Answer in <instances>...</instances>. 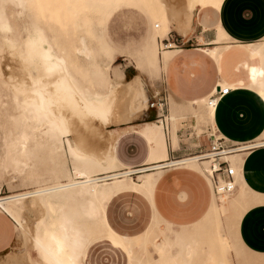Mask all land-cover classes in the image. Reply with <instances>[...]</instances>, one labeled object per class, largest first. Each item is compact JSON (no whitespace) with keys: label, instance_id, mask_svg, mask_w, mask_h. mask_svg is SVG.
I'll list each match as a JSON object with an SVG mask.
<instances>
[{"label":"bare ground","instance_id":"obj_1","mask_svg":"<svg viewBox=\"0 0 264 264\" xmlns=\"http://www.w3.org/2000/svg\"><path fill=\"white\" fill-rule=\"evenodd\" d=\"M222 1L158 0L159 7L152 10V16H157L159 20L154 27L161 26L159 31L162 33L171 24L177 32L189 35L195 29L194 18L199 16L201 30L212 27L217 32V41L228 40L216 16ZM25 3V0H0V61L4 65V68H0V76L8 81L12 76L7 79V75L12 68L15 69L12 70L13 102L19 113L6 162L0 166V173L7 172L9 179H18L20 184L31 183L32 188L24 191L18 189L10 195L0 196V210L11 216L23 237L24 250L21 254L11 255L15 264H84L87 248L99 239H111L121 244L126 251L128 264H191L192 241L213 228V218L219 217L215 193L212 194L209 208L212 219L209 217V221L205 222L204 218L192 225H175L174 230L172 224L155 210L152 190L161 174L160 168L182 166L188 162L208 163L209 160L199 159L204 154L197 155V151L179 160H156L167 155L160 119L129 126L130 130L147 141L149 155L140 167L127 168L122 165L114 154V144L118 135L126 131L121 123L129 121L146 108L142 81L137 78L122 91L123 85L109 75L116 50L107 44L105 50L109 63L104 70L93 69L92 78L97 84L88 83L84 74L77 73L75 65L55 42L47 27L34 20L33 12L26 8ZM208 18L213 21L206 22ZM19 22L24 23L21 28ZM197 40L203 41L201 34ZM257 44L239 45L241 55L231 58L225 54L230 46L226 43L200 48L214 62L218 71V79L212 90L218 86L246 84L242 79L231 77L234 76L232 72L226 74L228 71L224 72L221 67L263 55L264 49L254 47ZM156 52L153 44H148L142 60L145 66L158 74L162 65L170 59L172 51L166 49L160 58ZM76 53L84 60L92 58L91 47L84 35L78 37ZM244 87L256 88L253 91H258L264 103V74L255 72L250 77V83ZM207 97L195 102L198 109L195 111L196 122L205 120L214 129L213 108L207 103ZM191 104L193 106L188 102L187 106L192 109ZM169 117L174 120V114ZM72 118H77L81 124L92 129L96 127L93 124L105 127L104 147L90 150L85 145L77 144L74 140L78 141L76 136L79 133L74 135L76 128L72 125ZM112 125L118 127L114 129ZM259 144L264 142H240L239 148L223 156L236 168L235 185L231 193L225 194L223 215H228L240 204L251 206L264 203V193L250 189L238 174V164L247 151L239 149ZM38 151L44 152L53 163L38 165L37 160L41 159ZM67 158L69 165H66ZM132 174L138 175L134 178ZM60 177H65L66 182L59 180ZM50 179H54V182L47 185L46 181ZM131 191L145 199L149 210L141 227L124 229L111 221L108 207L113 197ZM230 195L233 197H228ZM257 206L261 207L260 204ZM27 211L32 212L30 219L26 216L29 221L23 215ZM216 231L219 236L226 234L218 227ZM174 243L177 247L175 251L172 249Z\"/></svg>","mask_w":264,"mask_h":264},{"label":"rangeland","instance_id":"obj_2","mask_svg":"<svg viewBox=\"0 0 264 264\" xmlns=\"http://www.w3.org/2000/svg\"><path fill=\"white\" fill-rule=\"evenodd\" d=\"M25 2L26 8L31 13L33 12L32 17L34 18L35 16L34 20L47 27L54 36L55 42L60 48L64 49L70 62L75 65L74 67L77 73L81 75L84 74L83 77L87 79L88 83L97 84L96 80L92 78V71L93 69H106L109 63V56H106L105 48L107 44L113 46V43H117V48L113 46L116 53L115 59L112 61V68L109 71L110 77L123 85L121 86L122 91L126 85L132 84L135 79L137 80L138 78L141 80L142 78L144 88L148 95L147 103L148 100L157 96V92H161L165 95L166 99L163 117L170 113L173 101L167 93L166 82L163 77L165 68H163L160 73L156 74L152 69L144 65L142 55L144 54L146 46L150 43L153 44V48L155 52L157 51L156 54L158 57L161 56L166 49H176V52H179L178 49L185 45L181 44L179 47L165 48L160 46V39L164 37L170 29L173 33L181 36L186 33L177 32L173 29L171 24H168V27L166 26L162 33L159 31L161 26L153 27L154 23L159 21L157 16H152V10L155 7H159L157 3L158 0H25ZM156 12H158V10ZM146 24L149 26V29ZM18 25L19 28H21L24 23L19 22ZM195 30L196 27L193 32ZM80 35H84L87 38L88 44L91 47L92 58L90 60H84L76 53L78 37ZM186 35H188V33ZM145 36L146 38H144ZM257 43L258 44L254 47L264 49V41ZM195 45L196 43H194L192 39V44H187L186 47H193ZM1 64L0 61V68H4V65L2 64L1 66ZM228 66H231L229 68L231 70H228L226 74H231L232 72V74L236 75V79H242L244 83L249 84L252 74L255 72L264 74V54L257 57L244 58L238 62H232L228 64ZM12 70L15 69H11V72L7 75V79L11 76L13 78L12 73L14 71ZM171 76V71H169L167 74V83L169 85L172 81ZM12 78H10L11 80L9 79L8 82L3 80V76H0V166L6 162L8 147L10 146L11 138L16 130L15 124L19 114L13 102L14 90H12V85L14 80ZM4 79H6V77H4ZM251 89L255 91L256 88ZM255 93L260 98L257 90ZM148 108L149 107L144 108L139 114ZM139 114L134 116L132 121L130 120L129 122L140 120L158 121L163 118L155 113V109V115L153 117L147 116L141 119L138 117H143V115L139 116ZM135 117L137 119H135ZM71 122L76 128V133H74V135H78L77 133L80 135L76 136L79 138L78 141L74 140L77 144L79 143L81 146L85 145V147L90 150H97L99 147H104L106 143L105 127L93 124L92 126L96 127L92 129V127L81 124V122L77 121V118H72ZM88 123L90 122L88 121ZM194 123L197 125L192 126L191 124L194 125ZM175 125L177 137L180 138L179 141H182L183 146H188L186 149L187 151L191 150V152L194 153V151H197L199 148L203 149V147L207 145V137L205 133L202 132L206 131L207 133L208 127H210L207 122L201 121L198 123L194 120V117L187 112L185 115L183 113L178 114ZM74 127H72V129ZM200 127L203 129L201 130ZM162 130L164 137H166L168 133L173 132L174 125L165 121L162 125ZM101 131H103V134ZM112 132L115 134L114 131ZM251 141L255 143L264 142V128L259 134L255 135ZM191 154H187L181 157V159L189 157ZM38 155L41 156V159L37 160L38 165L45 166L49 165L51 162L53 163L48 157L46 158L44 152L38 151ZM163 158H167V155L165 157L160 156L156 160H163ZM179 159L180 158L168 160ZM144 163L145 162H143L142 165H144ZM69 164L70 160L67 158L66 165ZM182 165L189 167H194L193 165L200 166L204 174V170L207 169V163L204 162L200 164L197 162H194V164L188 162ZM127 168L132 167L127 166ZM160 169L163 170L162 168ZM10 175H13V173H10ZM132 175L131 177L136 178L138 174ZM59 180L66 182L65 177H60ZM53 182L54 179H50L46 181V184L49 185ZM26 183L20 184L18 179H9V174H7V172H1L0 196L10 195L11 192L18 189L21 191L27 189L32 190V188H30L31 185H29L31 183L28 185ZM213 193L215 192L212 191V194ZM225 194L227 193H215L218 202L219 217L216 216L213 218L212 215L210 216L209 209L199 220L189 224L192 225L204 218V221L207 222L209 221V217L210 219L213 218V225L215 224L213 228L201 233L192 241L190 245L192 247L191 255L193 257L191 264H264V252L247 249L237 235L238 221L249 206L246 204L237 205L228 215H223L225 210L224 204L227 197ZM232 195L228 197H233ZM23 213L24 218L27 216V218L30 219L29 217L32 216V212L30 211H27V214L26 212ZM0 214L6 218L13 235V240L10 245L6 247V249L0 251V264H15L16 261L11 255H18L17 253L21 254L24 250L22 244L23 237L16 226L13 227L12 220L4 213ZM126 214H128V211H126ZM27 218L26 220H28ZM171 227L175 230V224H172ZM217 227L226 234L224 236H219L216 231ZM172 249L173 251L177 249L175 243L172 245ZM150 250H152L151 247ZM86 264H126V255L119 244L110 240H100L93 243L89 248Z\"/></svg>","mask_w":264,"mask_h":264},{"label":"crops","instance_id":"obj_3","mask_svg":"<svg viewBox=\"0 0 264 264\" xmlns=\"http://www.w3.org/2000/svg\"><path fill=\"white\" fill-rule=\"evenodd\" d=\"M216 16L220 26L228 35V40L217 41V32L212 27L201 30V19L196 16L194 18L196 30L189 34L196 45L180 47L179 52H176V49H169L172 51L170 59L165 63L166 65H162V69L165 68L163 77L166 82L167 93L173 101L171 113L166 115L169 119L166 120L164 116V121L161 120L163 124L166 121L174 125L173 132L168 133L165 137L167 159L181 158L192 153L191 150H186L188 146H183L182 141L180 142V138L177 137L175 124L178 114L183 113L185 115L189 112L196 121L195 111L198 109L195 102L203 99L204 96H208L218 79V71L214 62L200 48L226 43L230 46L225 54L231 58L233 55H241L239 45L264 41V0H223ZM211 20L208 18L206 22L211 23L213 21ZM147 27L149 29V26ZM186 34L182 37L189 36ZM199 34L203 38L201 42L197 40ZM110 46L112 48L118 47L117 43H113L114 47ZM230 67L224 66L221 69L226 72ZM169 71L172 75L170 85L167 83ZM235 76L231 77L235 78ZM244 86H227L226 91L216 101L212 118L215 128L221 134L231 140L244 141L245 143L252 142L251 139L264 128V103L252 89ZM142 88L145 92L147 106L148 95L143 80ZM188 102L193 103V106L191 104L193 110L187 106ZM171 114H174V120L170 119ZM142 115L143 117L138 118L153 117L155 115L154 109L148 108L139 114V116ZM135 119L137 118L135 117ZM130 120L132 121V118ZM129 121L121 123V127L124 130L126 127V131L118 135L114 144V154L122 165L136 168L147 161L149 145L140 134L130 130L129 126L152 120H140L131 123ZM203 122L207 121L204 120ZM117 127L118 125L112 126L114 129ZM244 154L238 164V174L250 189L264 193V145L252 147ZM162 169L152 190V199L156 211L163 219L175 225L191 224L199 220L209 210L212 201L211 184L201 167L168 165ZM259 204L261 207L257 206ZM263 207L264 203L252 204L243 212L237 224L238 238L251 251L264 252ZM148 210L145 199L139 193L131 191L111 199L108 215L117 226L127 229L135 226L141 227L147 218ZM126 211L129 215L126 214ZM0 213H4L13 221V227L16 226L11 216L2 210ZM12 240L13 235L9 223L0 214V251L6 249ZM100 240H110L119 244L111 239H99L93 243ZM93 243L85 252L84 264H86L88 250ZM119 245L125 252L126 264H128L126 251L121 244Z\"/></svg>","mask_w":264,"mask_h":264},{"label":"built area","instance_id":"obj_4","mask_svg":"<svg viewBox=\"0 0 264 264\" xmlns=\"http://www.w3.org/2000/svg\"><path fill=\"white\" fill-rule=\"evenodd\" d=\"M192 37H182L179 34H175L170 30L167 31L166 35L160 39V46L162 47H179L181 44L187 45L192 44ZM227 87L220 88L219 86L212 90L207 97V103L212 105L214 108L218 97L226 91ZM165 95L161 92H157V96L148 100L146 107H153L155 109V113L161 117L163 113V109H165ZM166 128V127H164ZM205 133L207 137V145L203 147V149L197 150V155L204 154V157L209 160L207 163V169H205V173L208 176L211 187L213 191L217 194L228 193L230 192L234 185V174L236 172L235 166L229 164L228 160L223 158L226 153L234 151L236 148H239L240 142L244 143V141H234L223 134H221L216 128L211 129L208 127V131H202ZM264 145V144H259ZM258 145H252L251 147L242 148L239 150L250 149ZM238 151V150H236ZM1 208V207H0Z\"/></svg>","mask_w":264,"mask_h":264}]
</instances>
